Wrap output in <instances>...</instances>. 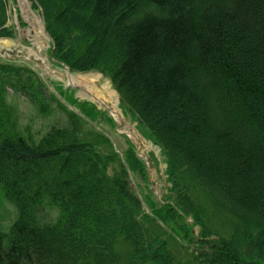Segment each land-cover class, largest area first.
Instances as JSON below:
<instances>
[{"label": "trees", "instance_id": "1", "mask_svg": "<svg viewBox=\"0 0 264 264\" xmlns=\"http://www.w3.org/2000/svg\"><path fill=\"white\" fill-rule=\"evenodd\" d=\"M30 1L52 60L109 79L170 188L141 199L132 144L102 153L36 71L0 59V199L16 213L0 264H264V0ZM7 10L0 0V39H15ZM10 92L65 122L31 143Z\"/></svg>", "mask_w": 264, "mask_h": 264}, {"label": "rangeland", "instance_id": "2", "mask_svg": "<svg viewBox=\"0 0 264 264\" xmlns=\"http://www.w3.org/2000/svg\"><path fill=\"white\" fill-rule=\"evenodd\" d=\"M27 8L33 15L37 25L30 22L25 16L19 0H7L8 26L16 31L15 39H0V45L8 44L10 51L0 48V59L7 62L31 66L42 78L51 93L68 106V109L77 113L83 121L81 137L87 142L93 143L98 150L107 154L115 151L121 159L124 158L126 150L132 144L147 170L146 178L130 173V181L133 190L141 199L148 197L153 201H162L168 198L167 193L170 188L166 176V162L162 149L148 138L147 130L138 124L136 119L127 110L120 105V98L113 88L109 79L99 73H71L66 67L56 63L51 58V49L44 53V62H36L28 58L29 51H33V46L37 44L38 24L41 25V31L45 36L48 34L43 30L44 20L39 9H33L30 0H26ZM45 28V27H44ZM45 32V33H44ZM48 67V69L46 68ZM72 75L77 82L82 85L63 84L66 78L64 75ZM61 86V87H60ZM97 91H91L88 87H95ZM63 87V88H62ZM60 88L65 89L69 96L80 102H88L94 107V110L87 107L90 111L89 117L81 114L78 108L70 106L59 94ZM59 91V92H58ZM99 91V93H97ZM9 103L16 109L18 116L19 131L31 143H38L42 136L51 126H62L65 122L64 116L56 113L53 116H41L38 111L28 102L25 97L17 96L10 92ZM113 110L119 112V117L113 115ZM101 114H98L99 112ZM113 119L114 121H112ZM133 134V137L129 133ZM107 138L110 143H106ZM111 144V145H110ZM114 167L112 166L111 169ZM16 216L14 208L0 199V228L7 231ZM54 219V218H53ZM189 223L192 220L188 219ZM199 233V228L195 229ZM125 251L128 249L125 248Z\"/></svg>", "mask_w": 264, "mask_h": 264}, {"label": "bare ground", "instance_id": "3", "mask_svg": "<svg viewBox=\"0 0 264 264\" xmlns=\"http://www.w3.org/2000/svg\"><path fill=\"white\" fill-rule=\"evenodd\" d=\"M19 2H20V4H21V6H22V9H23V12H24V16L30 21V22H34L35 23V25H37V21H35V19L33 18V15L31 14V12L28 10V8H27V2H26V0H19ZM39 27H40V24H38V29H39ZM0 48L2 49V48H5L7 51L9 50L10 51V49H11V47L6 43V44H2V45H0ZM44 57H42L40 60H42ZM46 68L48 69V67L46 66ZM64 76H66V78H67V85L69 86V85H75V86H80V85H82V82H77L76 81V79L72 76V75H70V74H68V75H64ZM91 91H97L96 90V86L95 87H93V88H91V87H88ZM97 93H99V91L97 92ZM113 115H114V117H116V118H118L119 117V112L117 111V110H113ZM130 134V136H132L133 137V134H135V133H133V132H131V133H129ZM134 138V137H133Z\"/></svg>", "mask_w": 264, "mask_h": 264}, {"label": "water", "instance_id": "4", "mask_svg": "<svg viewBox=\"0 0 264 264\" xmlns=\"http://www.w3.org/2000/svg\"><path fill=\"white\" fill-rule=\"evenodd\" d=\"M63 83L66 84L67 83V80H64Z\"/></svg>", "mask_w": 264, "mask_h": 264}]
</instances>
